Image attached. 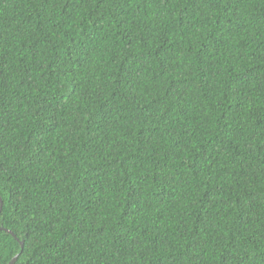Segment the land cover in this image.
<instances>
[{
  "label": "trees",
  "instance_id": "1",
  "mask_svg": "<svg viewBox=\"0 0 264 264\" xmlns=\"http://www.w3.org/2000/svg\"><path fill=\"white\" fill-rule=\"evenodd\" d=\"M0 198V264H264V0H0Z\"/></svg>",
  "mask_w": 264,
  "mask_h": 264
},
{
  "label": "water",
  "instance_id": "2",
  "mask_svg": "<svg viewBox=\"0 0 264 264\" xmlns=\"http://www.w3.org/2000/svg\"><path fill=\"white\" fill-rule=\"evenodd\" d=\"M1 206H2V201H1V198H0V209H1ZM4 230L9 232L10 234H12L15 237V234L12 231H10V230H8L6 228ZM20 245L22 247V245H23L22 241L20 242ZM16 257H17V255H14L13 258L8 262V264H12L16 260Z\"/></svg>",
  "mask_w": 264,
  "mask_h": 264
}]
</instances>
